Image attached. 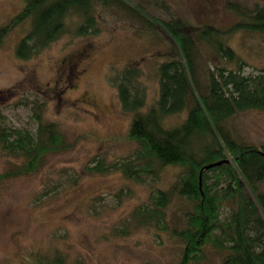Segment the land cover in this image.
Returning a JSON list of instances; mask_svg holds the SVG:
<instances>
[{
	"label": "rangeland",
	"instance_id": "1",
	"mask_svg": "<svg viewBox=\"0 0 264 264\" xmlns=\"http://www.w3.org/2000/svg\"><path fill=\"white\" fill-rule=\"evenodd\" d=\"M146 15L164 21L181 19L193 27L214 26L243 62L242 75L264 74V42L259 34L235 30L264 0H128ZM24 7V0H0V31ZM247 16V17H246ZM96 34L77 31L82 18L71 14L64 34L30 59H20L18 43L31 29L27 21L7 30L0 44V130L36 134L39 115L54 123L69 148L50 154L36 173L9 176L22 165L18 155L0 150V264H39L61 255L66 264H177L184 243L175 235L188 209L175 197L165 221L140 224L158 189L167 191L182 175L179 167L159 171V178L137 182L116 165L128 161L139 145L129 138L133 116L123 112L116 77L129 67L142 76L135 83L145 94V111L158 99L157 69L176 58L175 42L162 29L150 30L132 13L96 5ZM201 50L207 82L210 69H238L206 46ZM187 113L164 120L177 126ZM233 136L264 146V111L238 114L226 123ZM102 166L104 172L93 169ZM103 169V168H102ZM139 211V212H138ZM138 212V214H137ZM228 212L223 213V219ZM200 264H222L223 255L204 249Z\"/></svg>",
	"mask_w": 264,
	"mask_h": 264
},
{
	"label": "trees",
	"instance_id": "2",
	"mask_svg": "<svg viewBox=\"0 0 264 264\" xmlns=\"http://www.w3.org/2000/svg\"><path fill=\"white\" fill-rule=\"evenodd\" d=\"M96 5H118L148 29L162 28L177 48L176 58L158 66L159 96L147 111L145 94L135 85L142 76L140 69L126 68L115 79L123 112L133 116L129 138L139 145L126 163L116 165L117 169L137 182L144 177L157 179L159 171L170 167L182 169L170 189H158L151 205L137 212L140 224L162 225L166 209L178 197L188 203V209L181 229L174 231L184 243L183 257L177 264H200L207 247L224 256L222 264H264V146L242 142L226 127L238 114L264 111V74L253 78L242 75L238 54L216 34L226 32L211 25L193 27L181 19L149 17L145 8L128 0H24L22 11L0 31V44L7 30L30 21L31 29L16 49L20 59H30L64 34L71 14L82 18L79 34H96ZM244 22L235 30L259 34L264 42V9H257L256 15ZM202 45L237 64L238 69L209 68L203 83ZM183 113L187 118L182 123L165 126V119ZM36 117V134L0 130V150L23 159L7 177L34 174L50 154L69 148L56 124ZM93 170L100 173L106 169L99 166ZM4 179L6 175H0V184ZM224 212H228L225 219ZM39 264H66V259L58 255Z\"/></svg>",
	"mask_w": 264,
	"mask_h": 264
},
{
	"label": "water",
	"instance_id": "3",
	"mask_svg": "<svg viewBox=\"0 0 264 264\" xmlns=\"http://www.w3.org/2000/svg\"><path fill=\"white\" fill-rule=\"evenodd\" d=\"M211 167H213V166H209L208 168L210 169Z\"/></svg>",
	"mask_w": 264,
	"mask_h": 264
}]
</instances>
